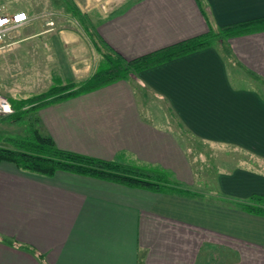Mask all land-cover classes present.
Returning <instances> with one entry per match:
<instances>
[{
	"label": "crops",
	"instance_id": "crops-1",
	"mask_svg": "<svg viewBox=\"0 0 264 264\" xmlns=\"http://www.w3.org/2000/svg\"><path fill=\"white\" fill-rule=\"evenodd\" d=\"M70 1L94 35L81 21L87 35H48L32 23L18 41L59 38L74 83L99 66L95 41L132 61L264 18V0ZM39 2L0 0V12L35 19ZM89 42L96 60L85 55ZM262 85L257 30L42 108L43 131L58 148L163 168L195 196L1 162L0 264H264V217L239 208L264 197Z\"/></svg>",
	"mask_w": 264,
	"mask_h": 264
},
{
	"label": "trees",
	"instance_id": "trees-1",
	"mask_svg": "<svg viewBox=\"0 0 264 264\" xmlns=\"http://www.w3.org/2000/svg\"><path fill=\"white\" fill-rule=\"evenodd\" d=\"M60 2H62L61 5L64 4L66 12L73 19L86 24L88 17L82 14L72 1L60 0ZM85 27L88 31L90 30L87 24ZM257 30H264V18L237 26L224 27L217 33L211 32L204 37L132 61H127L107 45L101 47L102 44L95 41L97 44L95 49L101 54L102 59L90 78L80 83L54 84L48 92L40 96L21 100L10 99L14 113L0 117V120L10 123L26 121L31 112H39L42 107L61 103L119 80H127L132 75H138L166 61L210 47L220 39L225 42L230 37ZM224 49L228 51L227 48L224 47ZM33 119H29L31 127L26 134L17 138H3L10 146H0V163H13L20 170L46 177H52L58 171H65L159 194L195 196L194 193L181 187L173 174L163 168L139 167L132 163L104 160L62 150L57 147L53 138L44 133L39 114ZM239 208L264 217V197L253 196L246 202H240Z\"/></svg>",
	"mask_w": 264,
	"mask_h": 264
},
{
	"label": "rangeland",
	"instance_id": "rangeland-1",
	"mask_svg": "<svg viewBox=\"0 0 264 264\" xmlns=\"http://www.w3.org/2000/svg\"><path fill=\"white\" fill-rule=\"evenodd\" d=\"M20 1L27 3L29 0ZM61 3L60 0H53V2L51 0H40L38 9L34 14L35 19L28 23V25L34 23V26H30H33L31 30H41L43 33L50 32L48 35H56L64 30L78 33L77 30H79L83 35H87L84 27L66 12L64 4L61 5ZM91 17L92 21H94L95 17L93 18V15ZM91 33L94 35L93 29ZM26 34L27 31H24L22 27L13 31L8 39V45L0 51V94L9 100L40 96L48 92L54 84L65 85L74 81L71 75V64L69 63L68 55L62 48L59 38L54 41L49 39L48 41H35L33 39L19 42L18 40H23ZM86 38L88 39V37ZM89 45L86 48L85 55L87 57L93 55V60L98 59L96 50L90 42ZM89 50H91V54L88 52ZM55 53L57 57L53 58ZM250 82L253 81L251 80ZM253 83L258 85L257 81ZM263 88L261 87V90L264 93ZM154 109L158 110V108ZM38 114V111L31 112L28 119L20 123L0 120V146H10L3 138H17L24 135V133L26 134L31 127L29 119L32 120ZM182 139L187 148H189L188 144L189 146L195 145L189 141V138L183 137ZM134 165L142 167L139 164Z\"/></svg>",
	"mask_w": 264,
	"mask_h": 264
},
{
	"label": "built area",
	"instance_id": "built-area-1",
	"mask_svg": "<svg viewBox=\"0 0 264 264\" xmlns=\"http://www.w3.org/2000/svg\"><path fill=\"white\" fill-rule=\"evenodd\" d=\"M33 20L26 12L11 15L0 12V51L8 45V39L13 31ZM12 113H14V109L10 100L0 94V117L9 116Z\"/></svg>",
	"mask_w": 264,
	"mask_h": 264
}]
</instances>
